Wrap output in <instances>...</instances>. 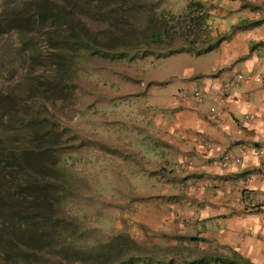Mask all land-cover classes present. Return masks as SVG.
<instances>
[{
	"label": "rangeland",
	"instance_id": "obj_1",
	"mask_svg": "<svg viewBox=\"0 0 264 264\" xmlns=\"http://www.w3.org/2000/svg\"><path fill=\"white\" fill-rule=\"evenodd\" d=\"M35 3L74 9V19L96 39L65 53L74 55V66L70 77H63V96L56 101L47 87L57 77L52 39L63 21L58 18L53 27L38 22L32 31L3 30L11 14L35 19ZM202 13L206 22L193 28L189 17ZM186 16L187 26L180 24ZM262 29L264 0H0V99L18 105L17 118L33 114V123L41 122L57 137L54 156L63 198L57 215L71 235V241H61L70 256L76 247L106 264H175L197 249L191 248L190 235L176 229H185L187 220L179 215L191 210L193 197H203L197 191L201 186L192 182H200L203 174L160 147L157 115L166 111L164 99L184 101L181 83H192L193 98L200 89V77L187 73L205 61L188 49L204 50L241 31L264 35ZM70 40L79 41L76 35ZM256 47L264 64V42ZM235 72L242 75L241 83L248 78ZM257 78L264 82V70ZM6 121L5 116L3 126ZM260 166L264 169V162ZM68 260L51 252L39 264H87Z\"/></svg>",
	"mask_w": 264,
	"mask_h": 264
},
{
	"label": "crops",
	"instance_id": "obj_2",
	"mask_svg": "<svg viewBox=\"0 0 264 264\" xmlns=\"http://www.w3.org/2000/svg\"><path fill=\"white\" fill-rule=\"evenodd\" d=\"M257 32L241 31L198 57L205 62L187 76L200 77L201 102L189 95L192 83L184 82L179 85L184 101L164 99L166 111L157 115L160 147L174 151L173 158L186 159L203 174L200 182L192 181L201 186L197 191L203 197H193L191 210L179 215L187 220L185 229H176L190 235L195 241L191 248L197 249L180 255L175 264H200L208 252L209 258L235 252L252 264H264V169L260 166L264 162V82L257 78L264 64L257 60L262 51L253 48L264 42V35ZM231 71L248 78L224 93L222 82ZM210 108L220 120L210 118ZM226 154L239 157V162L224 166ZM247 194L260 205H245L242 198Z\"/></svg>",
	"mask_w": 264,
	"mask_h": 264
},
{
	"label": "trees",
	"instance_id": "obj_3",
	"mask_svg": "<svg viewBox=\"0 0 264 264\" xmlns=\"http://www.w3.org/2000/svg\"><path fill=\"white\" fill-rule=\"evenodd\" d=\"M55 6L56 9L45 3H35L31 8L35 18L33 20L11 14L3 30L32 31L37 28L38 22L43 25L48 21L49 26L53 27L56 21H63L60 24V33L52 39L56 52L52 57L57 67V77L47 87L50 98L56 101L63 96V90L59 88L63 77L69 78L74 66L72 62L74 55L68 56L65 53L67 51L75 53L80 50L78 46L88 47L96 39L89 36L91 34L89 29L81 21L74 19V9L67 10L64 6L59 8L57 4ZM196 7L202 12L200 4ZM53 12L56 13L53 15ZM203 14L201 16L204 17L198 19L189 17L193 28L204 25L208 15ZM108 18L113 21L111 16ZM103 22H106V19ZM185 22L187 16L180 24ZM187 24L185 23L186 26ZM259 24L257 22L254 26ZM169 31L165 34L167 35ZM75 35L78 43L70 40ZM153 37L159 40L160 32H155ZM225 40L219 39L201 51L190 48L187 52L201 56L215 50ZM17 109L18 105L12 100L0 99V127L5 129L6 137L4 141H0V264H39L41 256L51 252L71 262L106 264L96 261L93 257L94 252L88 254L76 247L72 249L73 255L70 256L68 249L63 246L61 241H71V235L69 230L62 229V219L57 215L58 206L63 200L58 186L59 171L54 156L58 146L57 137L41 122L33 123V114L26 113L23 114V118H17ZM5 116L7 121L3 126ZM19 132L25 135L18 138L16 135ZM207 262L252 264L235 252H231L227 257H214L209 260L204 258L199 261L200 264Z\"/></svg>",
	"mask_w": 264,
	"mask_h": 264
},
{
	"label": "built area",
	"instance_id": "obj_4",
	"mask_svg": "<svg viewBox=\"0 0 264 264\" xmlns=\"http://www.w3.org/2000/svg\"><path fill=\"white\" fill-rule=\"evenodd\" d=\"M243 77L241 74L239 73H236L235 71H231L230 72V75H228V77L223 81L222 83V92L224 93H228L230 90H231V87L235 86V85H238L239 83H241ZM200 93V89L198 91V89H195L194 90V99H196L197 101L201 102V97L199 95ZM209 116L210 118H212L213 120H220L221 117L216 115L214 113V109L213 108H210L209 109ZM207 144V143H206ZM223 164L225 165H229V164H233V163H238L239 162V157H236V156H231L229 154H226L224 157H223V160H222ZM242 202L249 206V205H253L255 204V206H251V207H256V206H259L260 204L255 200V198L252 196V195H244L243 198H242Z\"/></svg>",
	"mask_w": 264,
	"mask_h": 264
},
{
	"label": "clouds",
	"instance_id": "obj_5",
	"mask_svg": "<svg viewBox=\"0 0 264 264\" xmlns=\"http://www.w3.org/2000/svg\"><path fill=\"white\" fill-rule=\"evenodd\" d=\"M200 103V102H199Z\"/></svg>",
	"mask_w": 264,
	"mask_h": 264
}]
</instances>
